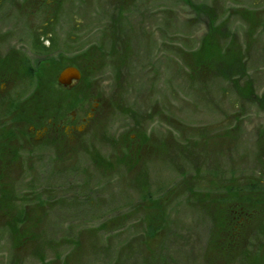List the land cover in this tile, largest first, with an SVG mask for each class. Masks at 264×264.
Masks as SVG:
<instances>
[{"label": "rangeland", "instance_id": "obj_1", "mask_svg": "<svg viewBox=\"0 0 264 264\" xmlns=\"http://www.w3.org/2000/svg\"><path fill=\"white\" fill-rule=\"evenodd\" d=\"M85 47L101 119L54 168L25 153L21 178L2 183L0 264H264V214L209 205L230 204L227 191L264 199V0H0L2 53L63 67ZM57 75L21 89L22 113L59 98ZM226 227L244 235L228 259L213 247Z\"/></svg>", "mask_w": 264, "mask_h": 264}, {"label": "flooded vegetation", "instance_id": "obj_2", "mask_svg": "<svg viewBox=\"0 0 264 264\" xmlns=\"http://www.w3.org/2000/svg\"><path fill=\"white\" fill-rule=\"evenodd\" d=\"M27 37L31 38L36 53L42 54L49 50L44 42L42 44L45 48L40 47L39 42L41 40L35 38V35ZM87 50L86 47L81 50V59H86ZM23 57L22 52L20 54L16 48L10 49L7 53L0 51V187L6 181L5 179L9 182L14 177L21 178L23 171L18 167V163L24 160L25 153L27 154L26 160L30 159L33 164H38L35 169L39 170L41 166L50 168L46 166L47 164L54 168L51 161L56 158L60 159L64 152H68L73 145L82 142L87 128L93 121L98 123L102 115L99 92L89 94L94 89L93 85L99 86L98 84H91L90 79L95 74H90L85 78L83 77V70L79 67L81 78L73 82L72 85L65 86L59 83L58 75L61 71L58 73L56 91L61 95V100H59L60 103L57 107L51 105L50 108H47L48 111H51V115L46 116L45 111V114L39 113L36 106L32 107L31 113L30 110L22 113L26 107L23 108L19 103L22 99L21 89L31 87L34 92L38 87L46 85L43 79L40 80L37 76L41 64L39 59L33 65ZM125 58L126 55L123 53L121 59L125 60ZM42 62L44 61L42 60ZM24 66H26L29 74V80L22 82L21 69ZM74 95H78V100L71 98ZM137 140L141 145L140 137H137ZM132 142L136 143L134 139H131ZM130 149L131 153L134 154L135 146L133 143L130 145ZM5 192H7V188L1 187L0 211L2 214L11 209L6 207L4 203L6 200ZM7 218L8 216H5V219ZM4 232L7 231L4 230Z\"/></svg>", "mask_w": 264, "mask_h": 264}, {"label": "trees", "instance_id": "obj_3", "mask_svg": "<svg viewBox=\"0 0 264 264\" xmlns=\"http://www.w3.org/2000/svg\"><path fill=\"white\" fill-rule=\"evenodd\" d=\"M95 54H96L95 51H94V54L92 51L90 53H87L85 60L81 59V55L75 56L73 58H68L66 63L64 62L66 59L61 57V59L64 63L63 67H65L66 65H69V64L70 65H76L77 67H79L83 70V77L86 78L90 74H95L96 67H99L97 62L95 61L96 60ZM57 60L55 59L53 61L51 58L50 60L46 61V64L42 63V61H41V64L39 65V71L37 73V76L40 80L43 79V82L47 83V80H50L49 76L51 73L55 72V70L57 71V73H59L61 71V69L63 67L56 64ZM43 61L45 62V60H43ZM58 62H60V61H58ZM55 83L57 85V79H56ZM53 90H57V89L53 88ZM58 94H59L58 92H55L54 96H56ZM77 96L74 95V96H71V98H77V100H78L79 97H77ZM59 98H54L55 102L52 104L54 107H57V105L60 103V101H59V100H61L60 94H59ZM62 98H64V97L62 96ZM80 100H81V98H80ZM48 107L50 108L51 105L47 104L46 106L43 105V106L37 107V108H38L39 113H44V111H45L46 114L45 113L44 114L46 116H49V115H51V111L47 110ZM54 112H56V111H54ZM30 113H31V111H30ZM257 191L262 192L263 190L261 189V191L260 190H257ZM227 193H228V196L231 197V199H230L231 205L229 203H227V202H229L228 199L226 200L225 198H222V197H221V199L216 198L214 195L210 194V204H209L210 205V213L212 212V213H222L223 214V213H226V211H228L229 206H231L230 212H228V216L233 217V212L235 211L239 217L246 219L247 216H245V215L251 214V216H249L250 218H248L249 219L248 221H252L254 224H257L258 220L263 217V214H264V199L263 198H251V197L243 198L239 192H237V193L231 192V194H230L227 191ZM262 194H264V192H262ZM168 198H169V196H166V200H165V198H162L160 200H151V203H153L152 207H151L152 211L156 210L157 208L158 209L159 208L164 209V205H166L165 203L168 201ZM232 204H235V205H232ZM220 205L224 207L225 211H222L221 208L219 209ZM159 212L160 211H157L155 214L153 213L154 215L151 214L152 216L150 215L149 217L158 216L159 218L161 217V219L164 220L166 218L164 211H161L160 213ZM146 217H148V216L146 215ZM226 217H227V215L225 214V218ZM146 221H147V219H146ZM152 223L153 222L149 220V225H152ZM226 224L227 223L224 221L221 225H226ZM9 226H11V223H9ZM12 229H13V231L19 230V232L17 234H19L20 230H21V228L15 229L14 227H12ZM162 229H164V225L160 226L159 228L157 226L156 227L149 226L148 231L153 235V238L151 239V241L154 240L155 238H159V236L161 234L160 232L162 231ZM221 229H223V226L221 227ZM231 229L233 230V228H231ZM226 231H227V227L225 228V231L222 230L221 232H218L217 237L219 236L218 237L219 239L214 240L215 245L213 247H215V249L222 247L223 250L226 251L225 258L228 259L229 257L234 256L236 254V253H231L232 251L229 250V248H230L229 245L231 243H234L236 240H241V239L243 240L244 235L242 233L241 234L242 237H241V235L239 236L241 238L237 237L238 239L233 240V238L231 236L226 234V233H228V231L227 232ZM151 241H147V242L150 243ZM214 262L215 261L211 259V263L213 264Z\"/></svg>", "mask_w": 264, "mask_h": 264}, {"label": "water", "instance_id": "obj_4", "mask_svg": "<svg viewBox=\"0 0 264 264\" xmlns=\"http://www.w3.org/2000/svg\"><path fill=\"white\" fill-rule=\"evenodd\" d=\"M81 78V71L78 67L69 65L66 66L58 75L59 83L68 86Z\"/></svg>", "mask_w": 264, "mask_h": 264}]
</instances>
